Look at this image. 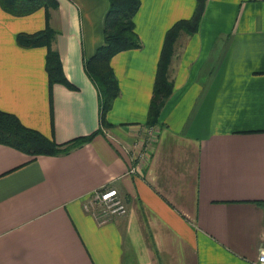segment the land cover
<instances>
[{
  "label": "crops",
  "instance_id": "crops-1",
  "mask_svg": "<svg viewBox=\"0 0 264 264\" xmlns=\"http://www.w3.org/2000/svg\"><path fill=\"white\" fill-rule=\"evenodd\" d=\"M54 2L25 16L0 7V110L58 144L95 134L57 156L0 144V264H258L264 0H207L197 32L174 45L172 92L154 125L147 114L165 33L196 1L139 0L141 46L110 60L119 94L103 123L84 64L103 43L108 0ZM46 27L71 88L49 85L45 47L16 43ZM141 151L149 158L140 165ZM99 188L118 191L123 217L100 224L84 211Z\"/></svg>",
  "mask_w": 264,
  "mask_h": 264
},
{
  "label": "trees",
  "instance_id": "trees-1",
  "mask_svg": "<svg viewBox=\"0 0 264 264\" xmlns=\"http://www.w3.org/2000/svg\"><path fill=\"white\" fill-rule=\"evenodd\" d=\"M195 1L196 7L192 16L176 21L165 33L147 114L148 125L157 123L160 111L172 92L173 85L168 79V68L178 36L181 33L192 35L198 30L207 0ZM108 3L103 21V43L84 64L86 74L99 91L102 123L119 94L118 83L110 65L111 58L122 51L141 46L133 23L139 0H108ZM53 4L54 0H0L2 10L13 16H25L41 7L49 8ZM54 36L55 32L46 27L35 33H18L16 43L22 48L45 47V71L49 85L60 83L71 88L72 85L64 76L59 55L51 48ZM94 134L58 144L40 132L24 126L14 114L0 110V144L32 158L65 154L89 142Z\"/></svg>",
  "mask_w": 264,
  "mask_h": 264
},
{
  "label": "built area",
  "instance_id": "built-area-1",
  "mask_svg": "<svg viewBox=\"0 0 264 264\" xmlns=\"http://www.w3.org/2000/svg\"><path fill=\"white\" fill-rule=\"evenodd\" d=\"M152 132V129L150 130ZM148 155L138 152L134 158L137 164H146ZM137 166H131L129 172L135 173ZM83 209L98 223H107L113 219L123 217L127 213V207L118 191L113 188H99L94 190L83 204ZM258 264H264V251L258 258Z\"/></svg>",
  "mask_w": 264,
  "mask_h": 264
}]
</instances>
